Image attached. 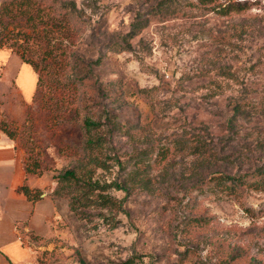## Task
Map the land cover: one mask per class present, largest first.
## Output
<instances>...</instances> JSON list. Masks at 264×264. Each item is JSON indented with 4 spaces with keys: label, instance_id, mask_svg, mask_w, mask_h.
<instances>
[{
    "label": "rangeland",
    "instance_id": "1",
    "mask_svg": "<svg viewBox=\"0 0 264 264\" xmlns=\"http://www.w3.org/2000/svg\"><path fill=\"white\" fill-rule=\"evenodd\" d=\"M239 1L222 17L196 0H43L36 29L0 15L16 44L0 49V130L55 205L33 264H264V191L203 187L264 172V0ZM23 52L31 93L14 80ZM70 169L97 182L88 201L70 188L78 214L55 192Z\"/></svg>",
    "mask_w": 264,
    "mask_h": 264
},
{
    "label": "crops",
    "instance_id": "2",
    "mask_svg": "<svg viewBox=\"0 0 264 264\" xmlns=\"http://www.w3.org/2000/svg\"><path fill=\"white\" fill-rule=\"evenodd\" d=\"M14 80L22 93H31L35 72L22 62ZM23 185L40 187L27 172L24 155L14 140L0 130V264H33L38 252L27 234L49 237L52 232L53 201L48 198L29 201L18 191Z\"/></svg>",
    "mask_w": 264,
    "mask_h": 264
},
{
    "label": "trees",
    "instance_id": "3",
    "mask_svg": "<svg viewBox=\"0 0 264 264\" xmlns=\"http://www.w3.org/2000/svg\"><path fill=\"white\" fill-rule=\"evenodd\" d=\"M197 5L199 8L206 10L208 12H215L220 16L229 17L233 14H241L249 9V3L246 1H239V0H196ZM43 0H4L1 2L0 5V15L6 18H17L22 17L26 20L27 24L36 29L40 25H44L45 22L49 19V14L47 12L48 7L46 5H42ZM75 8V7H74ZM70 14H66V17L70 19ZM137 26L133 27L132 32H135ZM25 39V44L29 42V39L26 35H23ZM8 45L9 48H14L16 45L15 43H8L0 44V49L4 46ZM21 58L24 63L30 64L33 69L36 71V68L32 65V63L25 58V53L21 54ZM85 126L89 131L92 132L93 129H99L102 127V122H95L91 119H87L85 121ZM3 131L6 135L13 139L14 136L6 131L3 128ZM87 148L89 151H94L101 146V143L90 138L86 143ZM163 154V150L159 151V155ZM164 155V154H163ZM166 155V153H165ZM165 155L163 156L165 158ZM163 158V159H164ZM98 167L103 168V164L101 161H96ZM27 169V168H26ZM27 172H31L27 169ZM97 182H94L92 177L85 178V180L78 175L76 170L70 169L67 170L59 180V186L56 189V193H60L62 190L63 185H68L69 190L67 191L66 197L69 198V206L71 211L75 213H79V201L84 197H80L77 194H74L76 191H70V188H77L80 187L82 189H86L88 193L85 196L86 200L88 201L89 194L94 193L96 188ZM205 187V191L210 192L211 194H216L219 192L220 194H231L241 189V187H252L253 190H261L264 191V172H250L244 174H235V175H226L224 173H215L203 184ZM18 191L23 193L29 201H36L41 198V194L39 195L38 188H30L27 185L20 186ZM73 193V194H71ZM97 198L102 200L105 205L114 206L115 202L108 196H103V194H98ZM118 207V206H116ZM120 209V206L118 207ZM195 220L198 218H194ZM29 239L37 240L43 237L35 236L31 233L27 234Z\"/></svg>",
    "mask_w": 264,
    "mask_h": 264
}]
</instances>
